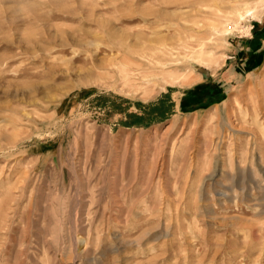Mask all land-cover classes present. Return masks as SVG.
I'll list each match as a JSON object with an SVG mask.
<instances>
[{
  "label": "rangeland",
  "instance_id": "obj_1",
  "mask_svg": "<svg viewBox=\"0 0 264 264\" xmlns=\"http://www.w3.org/2000/svg\"><path fill=\"white\" fill-rule=\"evenodd\" d=\"M236 2L0 0V264H264V0Z\"/></svg>",
  "mask_w": 264,
  "mask_h": 264
},
{
  "label": "bare ground",
  "instance_id": "obj_2",
  "mask_svg": "<svg viewBox=\"0 0 264 264\" xmlns=\"http://www.w3.org/2000/svg\"><path fill=\"white\" fill-rule=\"evenodd\" d=\"M248 1V0H247ZM233 2V1H232ZM233 4V3H232ZM231 6V5H230ZM240 6H242L241 5V3H239V0H238V2H236V4L235 5H233V6H231V7H229V9L226 11V12H228V14H229V16L230 17H238V18H240V19H242L243 17H244V14H243V11L239 8ZM222 15H224L225 17H226V14H225V12L222 14ZM213 28H216V29H220L221 27H217V25H215ZM218 30H216V31H218ZM158 51H159V49H158ZM204 54V52L203 51H201L200 52V55H203ZM204 60V59H203ZM194 78H191L190 80H189V82L190 81H192ZM194 81V80H193ZM196 82V81H195ZM187 83V82H186ZM191 83V82H190ZM263 167V166H262ZM262 171H264V169L262 170ZM264 173V172H263ZM260 179H261V177H260ZM264 181V180H263ZM261 184V182L259 181L258 183H257V186H258V184ZM263 184H264V182H262V185L259 187L260 189H264V186H263ZM249 208V207H248ZM255 208V207H254ZM260 208V207H259ZM83 241H84V239H82ZM81 243V242H80ZM89 249V248H88Z\"/></svg>",
  "mask_w": 264,
  "mask_h": 264
}]
</instances>
